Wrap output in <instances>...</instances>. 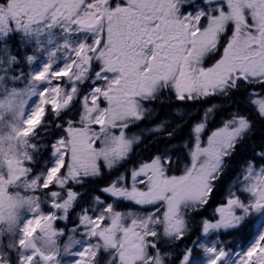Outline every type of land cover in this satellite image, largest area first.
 Wrapping results in <instances>:
<instances>
[{
    "label": "snow or ice",
    "instance_id": "obj_1",
    "mask_svg": "<svg viewBox=\"0 0 264 264\" xmlns=\"http://www.w3.org/2000/svg\"><path fill=\"white\" fill-rule=\"evenodd\" d=\"M10 9L29 21L50 17L65 33L63 64L50 59L32 77L36 102L16 132L28 158L47 152L30 187L45 192L48 211L29 219L23 236L40 230L54 243L67 234L69 264H264V0H11ZM173 98L219 103L129 133L155 115L147 104ZM185 129L188 139L173 143ZM40 131L44 142L27 151ZM144 134L165 146L126 166ZM234 165L216 218L201 219L187 243L190 214L210 205ZM9 170L25 172L22 161ZM57 222H65L59 232ZM222 232L241 243L227 248ZM18 264H59V254L34 248Z\"/></svg>",
    "mask_w": 264,
    "mask_h": 264
},
{
    "label": "rangeland",
    "instance_id": "obj_2",
    "mask_svg": "<svg viewBox=\"0 0 264 264\" xmlns=\"http://www.w3.org/2000/svg\"><path fill=\"white\" fill-rule=\"evenodd\" d=\"M10 1L11 0H9V2ZM198 2H200V0H198ZM5 17L9 18V16ZM4 19L5 18H0V102H3V106L0 107V186L4 189L5 207L3 212L0 213V255L5 257L4 264H11L10 261L12 264H18V258L21 255H30L35 248L44 254L58 253L59 264H69L64 256V245L68 240L67 234L55 237L54 243L49 242L48 238L40 230H37L30 240H27L23 236L22 229L25 223L29 219L34 218V215L47 213L48 210L42 211L41 208L38 207L35 213L33 212V207L36 204H40L38 202L39 198L32 192L33 187H30L32 181L26 182L22 180L25 172L19 173L13 178L10 170L7 169L5 165V161L7 160L10 163L23 161L27 164L31 160L25 155V146L21 143V141L26 138H17L16 132L23 128V122L30 114L36 102L35 97H30L28 95V92L33 87H36V82L32 77L39 73L41 68L49 63L50 59L57 62L53 65L54 67H59L63 64L65 50L58 46L65 39V33L62 24L53 25L51 27L46 26L48 25V21H50L48 20L49 18L46 17L41 25L18 29L19 31L16 30V34H22V36H24L26 44L30 43L27 41L26 37L30 36L32 38L33 35V40L31 42L36 47L34 52L35 56L30 55L28 57L29 61L27 62L29 63V67L24 80H22V86L7 89L1 83V79L5 75V67L2 65L1 59L6 53L5 45L2 43V31L3 28L7 27L6 25L9 24L6 23L4 25V22H6ZM49 41H52V43H49ZM21 42L20 40L18 43L21 44ZM19 77H23V75L20 74L17 78L19 79ZM10 100H15V103L9 104ZM40 133H43V131L36 133L34 137L30 139L27 151H31V143H43ZM41 174L42 173H39L37 176ZM35 178L36 177H34L33 180ZM14 182H23V189L28 191L27 195L11 194L9 187ZM44 200L48 204V196L44 198ZM132 206V208H135L134 205ZM54 230L57 231L55 228ZM199 236L200 226L198 237ZM212 238L216 237L213 236ZM21 239H26V243L22 247L19 246V241ZM77 239H79L78 235ZM193 239L194 236L189 240V244H191ZM201 239L204 240L203 237H201ZM205 242L207 243L208 241L205 240ZM194 254L198 257L202 256V252L199 250Z\"/></svg>",
    "mask_w": 264,
    "mask_h": 264
},
{
    "label": "trees",
    "instance_id": "obj_3",
    "mask_svg": "<svg viewBox=\"0 0 264 264\" xmlns=\"http://www.w3.org/2000/svg\"><path fill=\"white\" fill-rule=\"evenodd\" d=\"M6 7V4L3 2V0H0V10H4ZM7 27L3 28V38L2 43L5 45L6 53L3 55L1 59L2 65L5 67V75L1 79L2 85L9 89L13 87H20L22 86V80L25 78V74H27V70L29 67V61L28 57L30 55L35 56V46L31 42L33 40L32 38L28 39L30 43L26 44L24 41V36L22 34H16V28L14 25L7 24ZM22 41L21 44L18 42ZM22 74L23 77L17 78L18 75ZM165 96L168 95V93L164 94ZM210 103H219V98H209V101L207 103L203 104H197V105H181L179 102L175 101L174 98L169 102L165 100L164 103H160L159 101L152 102L147 104L146 106L149 108H152L155 111V115L151 119H146L142 122H140L139 126H133L129 133H139L141 130L150 128L153 125L159 123L161 120L168 119L173 124L177 121L178 117L176 115L177 110L184 111L185 109H198L202 107H207ZM197 115H199V112H197ZM219 124V118L216 119V121L211 122L209 124L208 131L210 132L212 128L218 126ZM261 133H258L260 135ZM44 135L43 133H40V136L42 137ZM206 137V135H205ZM52 137L45 136V142ZM188 139L187 136V129L183 133H180L177 135L176 139L173 141V143L181 144L183 141H186ZM44 142V141H42ZM165 146V141L160 140L158 143L153 142V136L150 134H144L143 141L137 145H134L133 152L131 154V159L128 162L129 166L135 162H138L140 160H147L149 159L158 149H162ZM177 154L181 157L180 161V167L182 168L184 163L187 162L188 157L185 150L178 149ZM47 156V152L43 153V151L35 156V159H31V161L27 163H23V166L25 167V174L22 178V180H25L26 182L32 181L34 177H37L39 173L43 172V162L44 158ZM241 161V164L243 162V158H239ZM240 165H234L233 168L229 171V173L224 177L223 182L221 184L220 189L217 191L215 198L210 203L209 206L206 207V209L199 213L190 214L194 216V219L192 220V231L189 234V236L186 239V242L189 243V240L192 236H194V239L198 237L199 234V226L200 221L203 218H207L209 220H214L216 217L213 215L214 209L224 202L225 200V194L228 187V182L231 178H233L236 173L239 171ZM121 171L123 169H120ZM179 173L177 171L175 174ZM11 194H17V195H27L28 191L23 189V182H14L9 187ZM32 192L36 194V196L39 198L38 202L40 203L39 207L42 211H47V203L44 200V198H47V195L45 192L38 187L33 188ZM43 204V206H41ZM129 207H133L130 205ZM73 216H75V212L72 213ZM68 226H71V223L68 224ZM65 227V222H57L55 229L57 231H60L62 228ZM198 231V233H197ZM196 233V234H194ZM219 239L226 243L227 248L232 249L235 248L237 244L241 243L242 236L237 233H220ZM228 241H232V243H227ZM104 259L107 257L104 256ZM12 264V262L10 261Z\"/></svg>",
    "mask_w": 264,
    "mask_h": 264
},
{
    "label": "flooded vegetation",
    "instance_id": "obj_4",
    "mask_svg": "<svg viewBox=\"0 0 264 264\" xmlns=\"http://www.w3.org/2000/svg\"><path fill=\"white\" fill-rule=\"evenodd\" d=\"M10 4H11V1L8 2V4L6 5L5 9L0 12V18H5L4 20H6V22H4V25L6 23H9L11 25H14L18 29H22V28L24 29V28H27V27H30V26H38V25H41L43 23V21L45 20V18H42L38 22L37 21H29L27 16H17L10 9ZM5 16H9L10 19L9 18H6ZM46 18H49L48 20H50V17H46ZM49 25H50V21H48V25H46V26H49ZM27 38L30 39V36H27ZM55 225H54V228H55Z\"/></svg>",
    "mask_w": 264,
    "mask_h": 264
},
{
    "label": "water",
    "instance_id": "obj_5",
    "mask_svg": "<svg viewBox=\"0 0 264 264\" xmlns=\"http://www.w3.org/2000/svg\"><path fill=\"white\" fill-rule=\"evenodd\" d=\"M6 168L9 169L10 162L7 160L5 161Z\"/></svg>",
    "mask_w": 264,
    "mask_h": 264
}]
</instances>
